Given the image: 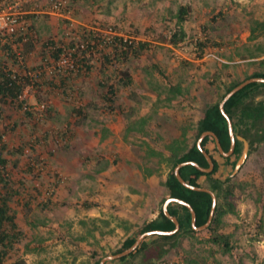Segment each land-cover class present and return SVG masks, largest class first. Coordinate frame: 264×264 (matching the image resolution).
Returning <instances> with one entry per match:
<instances>
[{
    "label": "rangeland",
    "instance_id": "374dc122",
    "mask_svg": "<svg viewBox=\"0 0 264 264\" xmlns=\"http://www.w3.org/2000/svg\"><path fill=\"white\" fill-rule=\"evenodd\" d=\"M182 6L187 14L178 23ZM1 16L17 25L13 36L0 30V61L30 79L18 102L0 100V137L17 150L0 154L24 235L4 264H91L89 248L109 255L158 216L169 150L184 135L193 142L198 120L228 83L264 71V0H0ZM177 31L182 39L172 44ZM91 34L149 47L124 58L104 42L90 43ZM202 40L219 47L199 58L195 43ZM80 59L88 70L78 71ZM123 72L131 78L127 86L118 80ZM101 83L116 90L113 111ZM208 148L219 163L214 177L231 179L234 188L235 210L222 217L221 232L235 251L201 231L156 264H264V144L233 176ZM200 184L207 185L204 178Z\"/></svg>",
    "mask_w": 264,
    "mask_h": 264
},
{
    "label": "trees",
    "instance_id": "16d2710c",
    "mask_svg": "<svg viewBox=\"0 0 264 264\" xmlns=\"http://www.w3.org/2000/svg\"><path fill=\"white\" fill-rule=\"evenodd\" d=\"M187 14V7H180L177 14V21L181 23L184 21V16ZM181 31H177L172 36V44H176L178 40L182 39ZM27 36V35H25ZM102 35H100L101 37ZM29 37V35L27 36ZM97 35H89L90 43L95 41L104 42L107 37L100 38ZM17 42L22 41L21 36L16 38ZM110 43L106 42L108 46L116 52L117 55L127 58L129 55L138 57L141 53H145L148 50L149 44L143 42H132L124 41L120 37H111ZM100 43V44H102ZM48 46H53L52 43H47ZM198 49V57L201 58L206 48L219 47V45L210 40H202L195 43ZM5 53H8L13 59L16 56L13 55L11 48L4 45L2 47ZM61 50L58 49L57 53ZM53 58H57L55 54L51 55ZM110 55L104 56V60L110 63ZM1 60V59H0ZM80 68L78 71L83 72V69H89L85 65L84 59H80ZM261 62L260 64H262ZM159 74L164 78L168 79L163 71L158 70ZM118 80L122 86H127L131 83V78L126 72L120 73ZM250 78H264V71H255L249 75H246L242 81ZM242 81H232L224 87L223 93L218 97L219 99L208 105L204 110L202 116L198 120L195 126V135L193 142L189 145L187 137L184 135L181 140V145L175 146V148L169 150L167 156V163L169 164V172L166 179L161 183L164 188V194L162 199L159 201V205L163 204L168 198H174L183 200L188 203L195 212V225L196 227L203 226L209 218L211 209V196L206 192L194 191L183 187L176 177L174 176L173 169L180 163L192 161L197 163L202 168H208V163L203 154L197 149L196 142L200 135L204 132H212L218 139L221 148L224 152H227L230 147V138L227 129V123L222 114L219 111V102L223 97L234 87L240 84ZM30 85V79L28 77H21L10 71H8L3 63L0 61V100L9 102H18L24 89ZM60 86L64 87L65 83L60 81ZM101 88H105V84H99ZM107 91L102 95L103 100L109 104V111L114 110V103L116 97V90L112 85L106 87ZM177 91V90H176ZM22 102L18 103L22 106ZM224 110L230 120L232 121L234 132L243 137L249 143V153L255 148L264 144V84L253 83L244 87L242 90L233 95L225 104ZM78 117H82L83 109L75 111ZM213 145V150L221 157L224 162L234 168L237 159L240 156L241 144L236 141V145L233 154L227 158L219 154L215 147L214 138L207 136L201 143L204 151L211 157L213 162V170L210 173H202L193 166H184L180 169L179 173L181 178L191 186L206 188L212 191L217 200L216 208L214 211L211 223L203 232L210 234V240L213 243L222 246L225 252L235 251L234 245L231 244L229 237L221 232L223 223L222 217L227 213H234L235 207L232 202L234 196V188L230 185L231 179H218L215 174L219 170V163L217 159L212 155L208 145ZM0 150L7 151L14 155L17 150H10L9 147L2 142L0 137ZM7 160L4 159L0 154V187L5 192H0V264H4L9 259L10 252L14 249L15 245L23 238V233L20 231L16 221L15 213L11 209V203L13 202L16 191L10 187V173L7 171ZM204 178L206 186L200 184V179ZM260 198L264 199V179L262 181V190ZM87 208L94 207V204L84 205ZM168 212L171 216L177 219L179 223V230L172 236H154L152 240L148 241L145 239L141 244L132 252L129 256L119 259L120 264H156L162 261L163 258L174 248H177L182 240L190 239L198 234L191 227V215L189 210L180 204L170 203L167 207ZM261 222L259 221L257 227H260ZM244 227L250 228L249 225L243 223ZM173 222L164 216L162 208L158 209V216L151 220L143 222V225L133 232L132 235L127 236L121 245L113 250L109 255L119 254L126 249L130 248L137 237L145 232L150 231H172L174 229ZM201 232L200 234H202ZM255 235H251L254 238ZM89 255L92 260L91 264H99V261L107 256L101 254L98 251H94L89 248ZM107 264V263H106Z\"/></svg>",
    "mask_w": 264,
    "mask_h": 264
},
{
    "label": "water",
    "instance_id": "95a60500",
    "mask_svg": "<svg viewBox=\"0 0 264 264\" xmlns=\"http://www.w3.org/2000/svg\"><path fill=\"white\" fill-rule=\"evenodd\" d=\"M253 83H259V84H264V78H250L247 80L242 81L240 84H238L236 87H234L232 90H230L224 97L223 99L219 102V111L222 114V116L224 117V119L226 120L227 123V129H228V134H229V138H230V147L229 150L227 152H224L221 148V145L217 139V137L212 133V132H204L200 135V137L198 138L197 142H196V147L197 149L203 154V156L205 157L207 163H208V168H202L200 167L197 163L192 162V161H188V162H183L178 164L174 169H173V173L174 176L176 177V179L178 180V182L185 188L190 189V190H194V191H201V192H206L211 196V200H212V204H211V209H210V214H209V218L208 221L201 227H196L195 225V212L192 209V207L186 203L183 200H179V199H174V198H168L164 201L163 206H162V212L164 214L165 217H167L168 219H170L173 224H174V229L172 231H150V232H145L141 235H139L137 237V239L135 240L134 244L126 249L125 251L119 253V254H115V255H107L105 257H103L100 261L99 264H106L110 261L113 260H119L123 257H127L129 256L132 252L135 251V249L141 244V242L145 239L154 237V236H172L175 233L178 232L179 230V223L177 221L176 218H174L173 216H171L168 212V205L170 203H177L180 205L185 206L191 215V227L194 231L196 232H201L204 231L205 229H207V227L209 226V224L211 223V220L213 218L214 215V211L216 208V204H217V200H216V196L215 194L210 191L209 189L206 188H200V187H194L189 185L188 183H186L180 176V169L184 166H193L195 167L197 170H199L202 173H210L213 170V162L211 157L204 151V149L201 146L202 141L204 140L205 137L207 136H212L214 138V143H215V147L217 149V151L219 152L220 155H222L223 157H229L235 148L236 145V141H238L241 144V152H240V156L237 159L235 166L233 168V171L231 173V176L235 175L240 168L242 167V165L244 164V162L246 161L247 157H248V153L250 150L249 147V143L247 140H245L243 137H241L240 135H238L237 133L234 132V127L232 124V121L230 120V118L228 117V115L226 114L225 110H224V104L233 96L235 95L237 92H239L240 90H242L244 87L248 86L249 84H253Z\"/></svg>",
    "mask_w": 264,
    "mask_h": 264
},
{
    "label": "built area",
    "instance_id": "2783aa9c",
    "mask_svg": "<svg viewBox=\"0 0 264 264\" xmlns=\"http://www.w3.org/2000/svg\"><path fill=\"white\" fill-rule=\"evenodd\" d=\"M61 7V3L60 2H57V3H54L53 5V9L54 10H57ZM17 25V19L15 17H4V16H1L0 17V30H4L8 35L10 36H13L14 33H15V27ZM110 34V33H109ZM111 36V35H110ZM110 36H107L106 40H105V43L109 42V40L111 39ZM126 41V40H124ZM82 49L84 48L83 45L80 46ZM72 56V53H69V57ZM67 63V60L66 59H62L61 63ZM71 67L73 68V65H71ZM21 97V96H20ZM44 106L42 105L41 107H39L37 110L38 111H41L43 110Z\"/></svg>",
    "mask_w": 264,
    "mask_h": 264
},
{
    "label": "flooded vegetation",
    "instance_id": "af4514ba",
    "mask_svg": "<svg viewBox=\"0 0 264 264\" xmlns=\"http://www.w3.org/2000/svg\"><path fill=\"white\" fill-rule=\"evenodd\" d=\"M207 148H208V147H207ZM232 154H233V153H232ZM232 154H231V155H232ZM231 155H230V156H231ZM225 158H227V157H225Z\"/></svg>",
    "mask_w": 264,
    "mask_h": 264
}]
</instances>
